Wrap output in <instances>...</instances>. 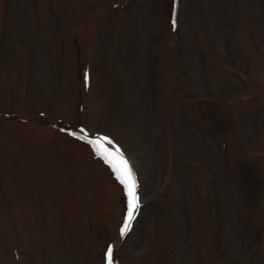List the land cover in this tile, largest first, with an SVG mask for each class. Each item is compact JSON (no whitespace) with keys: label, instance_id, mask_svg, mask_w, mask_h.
Returning a JSON list of instances; mask_svg holds the SVG:
<instances>
[{"label":"rangeland","instance_id":"374dc122","mask_svg":"<svg viewBox=\"0 0 264 264\" xmlns=\"http://www.w3.org/2000/svg\"><path fill=\"white\" fill-rule=\"evenodd\" d=\"M109 260L264 264V0H0V264Z\"/></svg>","mask_w":264,"mask_h":264},{"label":"snow or ice","instance_id":"6c2138e0","mask_svg":"<svg viewBox=\"0 0 264 264\" xmlns=\"http://www.w3.org/2000/svg\"><path fill=\"white\" fill-rule=\"evenodd\" d=\"M98 143V142H97ZM109 143H111L109 141ZM109 159H116V157L112 153L107 154ZM116 170L120 174L121 183L124 184L127 197H128V215L127 221L124 226V232H127L131 227V222L134 219V214L139 210V195H138V186L136 181L133 178L132 172L128 167V164L123 158L119 159V166ZM124 233H122L123 235ZM111 253L109 252V257ZM109 264L111 261L109 260Z\"/></svg>","mask_w":264,"mask_h":264}]
</instances>
